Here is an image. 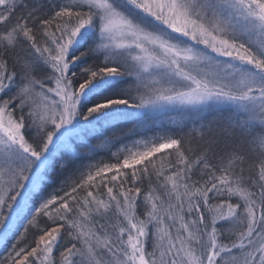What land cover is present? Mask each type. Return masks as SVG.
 <instances>
[{
  "label": "snow or ice",
  "instance_id": "snow-or-ice-1",
  "mask_svg": "<svg viewBox=\"0 0 264 264\" xmlns=\"http://www.w3.org/2000/svg\"><path fill=\"white\" fill-rule=\"evenodd\" d=\"M0 264H264V0H0Z\"/></svg>",
  "mask_w": 264,
  "mask_h": 264
}]
</instances>
